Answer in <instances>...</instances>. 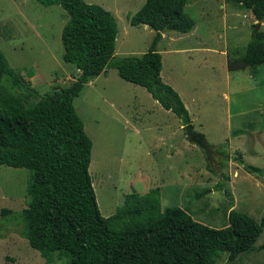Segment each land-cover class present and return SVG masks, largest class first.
<instances>
[{
	"label": "rangeland",
	"instance_id": "1",
	"mask_svg": "<svg viewBox=\"0 0 264 264\" xmlns=\"http://www.w3.org/2000/svg\"><path fill=\"white\" fill-rule=\"evenodd\" d=\"M108 10L118 35L114 56L141 55L156 31L132 25L146 0H84ZM188 33L161 32V79L180 95L193 127L215 147V166L189 142L184 125L147 90L123 80L113 68L84 84L73 105L92 141L89 174L103 217L116 214L126 194L158 187L160 208L179 207L194 220L225 227L236 210L259 225L264 214V65L232 70L264 19L231 0H190ZM68 20L58 4L0 0V49L9 67L31 81L40 95L69 86L78 75L62 59L61 33ZM244 165L258 170L248 172ZM30 170L0 166V264H45L21 234L22 225L3 209L26 206ZM260 245V246H259ZM264 227L259 248L235 264H264ZM223 253L218 264H227ZM49 264H66L53 259Z\"/></svg>",
	"mask_w": 264,
	"mask_h": 264
},
{
	"label": "trees",
	"instance_id": "2",
	"mask_svg": "<svg viewBox=\"0 0 264 264\" xmlns=\"http://www.w3.org/2000/svg\"><path fill=\"white\" fill-rule=\"evenodd\" d=\"M36 1L58 4L67 12L62 59L79 73L69 86L40 95L28 77L9 67L0 49V166L30 170L26 206L18 212L3 209L2 214L22 225L21 234L46 258L45 264L54 258L66 264H218L223 253L227 264H235L254 250L264 214L257 225L247 214L231 210L228 224L213 228L179 207L160 208L155 187L126 194L116 214L103 217L94 194L92 141L73 99L91 78L113 68L123 80L145 88L183 125L191 123L178 92L161 79L162 56L156 49L164 30H192L193 20L185 12L190 0H146L129 20L156 31L152 44L141 55L124 57L114 56L118 30L108 10L84 0ZM231 1L250 10L255 20L264 19V0ZM259 65H264L261 31L228 68L253 70Z\"/></svg>",
	"mask_w": 264,
	"mask_h": 264
},
{
	"label": "water",
	"instance_id": "3",
	"mask_svg": "<svg viewBox=\"0 0 264 264\" xmlns=\"http://www.w3.org/2000/svg\"><path fill=\"white\" fill-rule=\"evenodd\" d=\"M184 133L187 140L200 147L208 160L210 166H215V147L207 141L205 136L198 132L191 123L184 125Z\"/></svg>",
	"mask_w": 264,
	"mask_h": 264
}]
</instances>
